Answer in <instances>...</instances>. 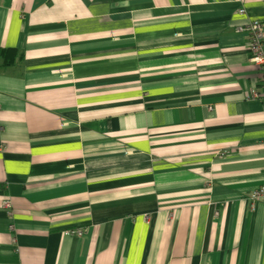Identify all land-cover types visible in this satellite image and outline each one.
Returning <instances> with one entry per match:
<instances>
[{"label":"crops","instance_id":"crops-1","mask_svg":"<svg viewBox=\"0 0 264 264\" xmlns=\"http://www.w3.org/2000/svg\"><path fill=\"white\" fill-rule=\"evenodd\" d=\"M253 19L264 0H0V264H264Z\"/></svg>","mask_w":264,"mask_h":264},{"label":"built area","instance_id":"built-area-1","mask_svg":"<svg viewBox=\"0 0 264 264\" xmlns=\"http://www.w3.org/2000/svg\"><path fill=\"white\" fill-rule=\"evenodd\" d=\"M241 14L246 12L245 8L239 10ZM241 30H246L249 34V52L250 59L253 64H255L258 70L261 71L264 77V23L259 19H253L246 26L240 27ZM248 198L251 200H260L264 198V184L251 190L248 194ZM254 205V204H253ZM5 209L10 210L12 208V202L10 199H6L3 203ZM14 229V225L10 226ZM70 235H83L81 229H72L68 232Z\"/></svg>","mask_w":264,"mask_h":264},{"label":"trees","instance_id":"trees-1","mask_svg":"<svg viewBox=\"0 0 264 264\" xmlns=\"http://www.w3.org/2000/svg\"><path fill=\"white\" fill-rule=\"evenodd\" d=\"M18 52L5 49V48H0V61L5 63L4 65H11L15 62V60L18 57Z\"/></svg>","mask_w":264,"mask_h":264}]
</instances>
